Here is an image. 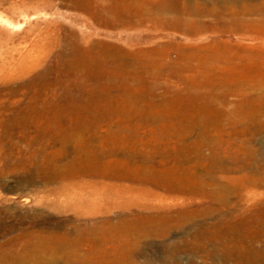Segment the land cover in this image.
I'll return each mask as SVG.
<instances>
[{
    "label": "rangeland",
    "instance_id": "rangeland-1",
    "mask_svg": "<svg viewBox=\"0 0 264 264\" xmlns=\"http://www.w3.org/2000/svg\"><path fill=\"white\" fill-rule=\"evenodd\" d=\"M113 1L0 0V264H92L83 259L133 252L264 264L263 253L229 252L207 230L264 207V187L246 186L264 183V54L241 38L240 23L261 18L264 0H182L199 32L161 31L156 44L166 49L130 92L82 84L71 63L115 44L117 29L102 23ZM145 187L163 203L143 200ZM132 214L155 218L126 226Z\"/></svg>",
    "mask_w": 264,
    "mask_h": 264
},
{
    "label": "bare ground",
    "instance_id": "bare-ground-1",
    "mask_svg": "<svg viewBox=\"0 0 264 264\" xmlns=\"http://www.w3.org/2000/svg\"><path fill=\"white\" fill-rule=\"evenodd\" d=\"M133 2L135 3H132L129 0H120V1L114 0L106 9V12L109 14V17L104 18L102 20V23L104 27H106L107 29H114V30L117 29L116 31L110 33L108 32L110 36H113L115 38L116 41L115 44L112 45L99 44L101 46H95L88 48L87 50L84 51L76 52L75 55L73 53L74 51L72 52L74 55V57L72 56L74 60H72L71 63L74 62V65L72 66L77 69V78L81 80L82 84L85 83L98 84L102 82L104 83L106 89H110V90L116 89L119 91L122 90L123 92L136 91L138 90V88L135 85L142 82L141 76L144 73L147 74V69H145L144 67L147 66L148 63L147 60L156 55L163 54L162 52L164 51V49H166L165 44L164 45L156 44L157 36L160 34L161 31L182 29L189 35H195L197 32H199L198 28L200 23L196 22L194 19V15H196V10L193 9L192 7H188L187 4L183 3L182 0H135ZM132 8L135 9V12L130 13ZM139 12H144L145 15H147L145 19L143 16H141L142 13L140 14ZM251 12L248 11V13L252 14ZM146 19L147 22H149L148 25L145 22ZM241 19L242 18L240 17V20ZM240 23L241 26L245 28V30L243 28V34L241 38L253 40L261 44V46L258 48V51L261 54L259 55V57L261 58L262 54H264V48L262 47L264 43V15L261 18H252L248 21L243 20ZM261 29L262 31H260ZM192 45L193 44L190 43V46ZM208 47H210V45H208L205 48ZM27 52L20 55V57L25 58L29 56V54H31ZM127 58L131 60H127ZM96 59L101 62L99 66H97L98 64L96 66L92 65V63L90 64V61ZM85 60H87L88 62H86ZM188 70L190 72L192 71L194 72V67L190 66ZM126 74H131V77L128 78ZM71 86L73 85L71 84ZM96 91H98V87L92 88V92H96ZM14 116L15 115H13V117ZM247 185H249L248 188L251 187L250 190L256 187H264V183L258 178L252 179L249 182L247 181L246 186ZM137 189H138L137 190L138 194L139 195L141 194L140 196H142V198H144L145 196L147 198V196H149V198H152L158 202H162L165 199L164 196L152 192L151 190L148 189V187L137 188ZM165 189L167 188L165 187ZM170 189L167 190L169 191ZM172 191H175L176 193L180 192L177 188L175 189L173 188ZM143 200H145V198ZM147 201L149 202V200ZM225 202H227V199ZM139 203L141 204V202ZM121 204L124 205L123 203ZM129 204L136 205V201L135 200L130 201ZM203 212L205 213V211ZM238 215H241V219L233 220V221H231L230 219L231 217L229 219H221L216 223H214L211 227L207 228V230L210 229V231L213 234L212 239L217 241L220 240L221 246L226 248V250L229 252H238L240 254H250V253L264 254V248H259L254 245L255 242H259L264 239V207L256 208L254 210H251L249 213L242 211ZM188 216L190 217V215ZM154 218L155 216L153 215L144 216L141 214H136L135 216H133L132 214L131 216H128V218L125 217L122 221L126 224V226L131 225L132 227V226H136L139 222L143 220H153ZM208 255L211 254L208 253ZM248 259L250 258L248 257ZM83 261L84 262L87 261L92 264H179L180 263L179 258H171L165 256L152 257L144 254H135L134 252L129 255L105 256L94 259H85V260L83 259ZM213 263L215 264V262Z\"/></svg>",
    "mask_w": 264,
    "mask_h": 264
}]
</instances>
